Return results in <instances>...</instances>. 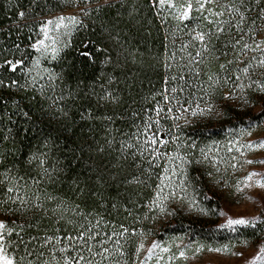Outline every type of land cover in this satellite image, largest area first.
I'll return each instance as SVG.
<instances>
[{"label": "snow or ice", "instance_id": "obj_1", "mask_svg": "<svg viewBox=\"0 0 264 264\" xmlns=\"http://www.w3.org/2000/svg\"><path fill=\"white\" fill-rule=\"evenodd\" d=\"M106 2L112 6L117 0ZM120 2L123 3V0ZM31 3L35 4L37 0H31ZM64 3L72 6L73 10L49 18L38 19L31 12L16 11L14 25L17 30L28 28L42 36L29 45L39 56L31 61V68L27 67L26 54L18 60L4 58L0 63V92L31 90V100L36 101L37 95L43 96L45 101H51L50 108L56 106L59 115L68 117L67 110L58 104L65 99L63 90L57 92L63 75L47 69L34 74V70L40 68L41 58L55 60L60 51L57 45L61 37L70 29L84 27L80 17L90 15L88 5L92 0H64ZM80 4L85 6L80 7ZM148 5L165 29L163 54L145 62L149 70H163L162 87L151 90L143 97L147 104L153 106L141 105L131 111L128 117L131 120L130 131L114 127L118 119L128 122L123 114L102 117L103 144L93 140L98 145L95 151L101 154L100 159L94 162L89 155L85 181L82 183L79 176L73 180L74 194L86 197V205H93L89 211H83L79 203L70 205L65 198L49 190L62 182L65 169L45 166V160L40 156L33 154L28 161L29 164L36 162L35 174H18L15 167L0 169V216L4 217L0 219V264H129L126 245L131 237L143 234L108 219L113 213L118 215L122 207L129 216L132 213L116 201L108 207L105 184L119 187L125 193L131 187L132 194L138 195L140 188L152 187L148 182L155 177L154 197L148 207L152 210L154 206L160 213H165L164 202L176 199L177 189L186 192L190 182L186 166L202 162L191 155L190 150L197 148L195 143H181V136L174 131L180 128L176 122L183 119L188 123L189 117L212 113L213 107L208 100L213 94H220L221 90L220 99L234 113V118L240 117L250 107H260L256 115L240 118L236 124V129L250 139L245 143L239 139L230 141L228 152L238 154L231 156V161L236 163H230V167L235 170L238 164L264 165V158L240 161L245 152L264 151V137L251 139L253 132L264 126V0H148ZM133 20L139 22V17H133ZM172 21L175 24L169 27ZM10 29L11 25L9 35ZM0 31H3L2 25ZM111 38L117 40L122 52L126 51V42L120 40L119 33ZM14 47L20 51L19 44ZM4 51L11 52V49H0V56ZM134 52L124 56L126 62L129 56H134ZM82 55L91 58L92 54L83 52ZM214 62H218V71L206 72L205 65ZM4 72L10 74L8 82L2 75ZM18 74H23V81L16 78ZM203 76L206 79H202ZM68 95L75 98V90ZM91 95L97 96V104L101 101L105 104L119 103L117 96L108 89H103L102 95L94 91ZM85 97L91 99L87 92ZM10 102L16 105L13 115L31 120L30 113L20 106V102L3 95H0V119H3L2 114ZM8 119L11 121V115ZM80 119L86 123L84 145L91 153L93 148L88 140L94 130L92 122L101 117L88 108L80 113ZM167 120L173 121L170 127H165L163 123ZM170 144L175 145L173 151H168ZM181 148L189 151L181 153ZM80 151H84V146L80 147ZM200 153L203 159H209L203 149ZM109 156L112 159H108ZM73 158L80 159L79 156ZM256 177L259 178L254 179ZM91 181L94 183H89ZM236 187L241 193L256 187L264 189V175L250 172L243 180L237 181ZM184 198L180 197L181 200ZM208 198L205 196V199ZM128 201L132 202L131 196ZM192 203L195 204V200ZM218 215L225 217V222L219 225L221 230L238 234L251 228L253 235L258 228L264 231L261 227L264 226V213L233 217L220 210ZM54 222L59 227L52 230ZM30 230H35V234ZM237 244H243L244 250L236 251ZM237 244L206 249L197 247L194 255L207 251L218 256L235 257L240 264H264V242L250 258L246 256L248 240L238 241ZM157 248L163 253L170 251L153 242L141 260L139 254L144 250V244L139 242L131 264H137V261L146 264ZM186 251L181 249L168 260L187 259ZM162 259L163 256H157L158 261Z\"/></svg>", "mask_w": 264, "mask_h": 264}, {"label": "trees", "instance_id": "obj_2", "mask_svg": "<svg viewBox=\"0 0 264 264\" xmlns=\"http://www.w3.org/2000/svg\"><path fill=\"white\" fill-rule=\"evenodd\" d=\"M84 6L80 4V7ZM97 6H99L98 10H93ZM88 7L90 15L81 16L84 27L75 30L70 47L63 51L51 66V71L63 75V81L60 82L57 92L63 90L65 99L59 101L58 104L67 110L68 117L59 115L56 106L50 108L51 101H45L43 96L37 95L36 101L31 100V90L0 92V95L11 96L12 100L20 102V106L31 115V120L13 115L16 105L11 102L2 114L3 119H0V169L15 167L18 174H35L36 162L28 163L33 154L44 159L45 166L64 168L62 182L55 188L50 187L49 190L65 198L70 205L79 203L85 212L89 211L93 205L90 203L86 205L84 203L86 197L74 194L73 180L79 176L82 183L85 181L89 155L94 162L100 159L101 154L95 151L98 145L93 143V140L100 145L103 144L104 122L102 117L123 114L128 122L125 123L124 120L118 119L114 127L130 131L132 130L131 120L128 117L131 111L134 108H140L141 105L153 106L147 104L143 97L151 90L162 87L163 70L155 68L149 70L145 62L151 61L153 56L162 55L165 43V29L159 19L152 14L148 0H123V3L117 0L112 6H108L106 0H92ZM71 8L73 7L66 5L64 0H37L35 4H32L31 0H11V3L9 0H0V25L3 26V31H0V49H11V52H3L0 56V63L4 58L18 57L22 48L29 47L33 40L28 28L17 30L15 27L17 10L31 12L39 19ZM130 12L132 15H129ZM133 17H139V22L134 21ZM174 24L175 21H172L169 27ZM10 25L11 34L9 35ZM117 33H119L120 40L126 42L124 52L117 40L111 38ZM184 39L186 40L187 37ZM15 44L20 45V51L16 50ZM81 50L90 52L91 58L82 55ZM134 50V56H129L126 62L124 56ZM26 51H29L28 48ZM109 56L111 57L110 62H108ZM205 71L217 72L218 62L206 64ZM2 75L8 82L10 74L4 72ZM16 78L23 81V74H18ZM202 79H206V76ZM103 89H108L117 96L119 103L105 104L101 101L97 104V96L91 93L94 91L97 95H102ZM72 90H75V98L68 95ZM85 92L91 96V99L85 97ZM222 92L223 90L220 94H213L208 100L213 107L212 113L191 117L188 123L180 125L179 129H174L181 136V143L197 145L196 149L190 150L191 155L202 162L186 166L187 179L190 181L186 192L177 189L176 199L164 202L165 213H160L154 206L152 210L148 207L154 197L155 177L148 182L152 187L140 188L138 195L132 194L131 187L125 193L119 187H108L105 184V200L108 207L110 208L112 201H116L126 206L132 213L129 216L122 207L118 215L113 213L108 219L123 223L126 227L135 228L143 234L131 237L126 245L129 264L134 259L136 244L145 238L163 241L181 237L189 242L216 246L233 241L253 242L259 240L260 235H264V231H260L259 228L255 230V235L251 228L243 229L238 234L219 229L221 216L218 213L223 210L222 204L208 188L210 185L209 159H203L200 149L214 144L222 150L227 140H234L242 135V131L235 127L239 119H247L260 111L259 106L250 107L240 117L234 118V113L226 108L225 103L220 99ZM88 108H92L94 114L101 117L92 122L94 130L92 137L88 140L93 148L91 153L84 145L86 123L80 119V113ZM9 115H11V121L8 119ZM163 123L165 127H170L173 121L167 120ZM81 146H84L83 152L80 151ZM174 148L175 145L170 144L168 151H173ZM180 151L184 153L189 150L181 148ZM74 156H79L80 159H74ZM107 158L112 159L111 156ZM89 183H94V181ZM129 196L132 199L131 203L128 201ZM181 196L185 198L181 200ZM205 196L209 198L205 199ZM193 200L195 204L192 203ZM168 212L173 214L168 215ZM56 227L59 225L54 222L51 228L55 230ZM30 231L35 234V230Z\"/></svg>", "mask_w": 264, "mask_h": 264}, {"label": "rangeland", "instance_id": "obj_3", "mask_svg": "<svg viewBox=\"0 0 264 264\" xmlns=\"http://www.w3.org/2000/svg\"><path fill=\"white\" fill-rule=\"evenodd\" d=\"M73 8L66 9L61 12H57L54 14H50L48 16H45L43 18H49L56 15L61 14L62 12H71ZM81 19V17H80ZM31 33V38H33L32 42H35L37 39L42 38V36L37 35L34 31L28 30ZM75 32V29L68 30L67 34L61 37V42L57 45V47L60 49L57 58L59 55L68 49L70 47L71 38L73 33ZM21 48V47H20ZM28 48V52L26 51ZM26 54V63L27 67L31 68V61L35 60L39 54L35 53L30 47H23L21 50V53L18 57L15 59H21ZM52 59H43L41 58L40 68L34 70V74L37 71H41L43 69H47L51 71V66L53 63L57 60ZM203 106V105H202ZM189 120L191 117L188 118ZM179 125L186 124L183 119L180 121H177ZM264 137V126L256 129L253 132V136L251 139H257ZM235 139H239L241 143L247 142L250 138L247 135H241ZM230 141L227 140V143L225 144V147L220 150V147L218 145L211 144L208 147L204 148L203 150L208 153L209 156V189L220 199L222 204V209L227 212L228 215H232L233 217L238 216H256L261 215L264 213V189H260L258 187L251 188V189H245L243 193L237 191V181L243 180L245 176L248 175L250 172H258L262 175H264V165L260 164H243V166H240L238 164L237 169H232L230 167V163H236V161H231L232 155H238L237 153H229L228 147L230 146ZM211 149V151H209ZM264 158V151H251V152H245V155L240 158L241 163L244 160L247 159H260ZM219 169V171L217 170ZM211 173V175H209ZM259 177H256L254 179H257ZM242 186V185H241ZM257 201H260L257 203ZM3 216H0V219H2ZM225 222V217H221V223ZM220 223V224H221ZM144 244V250H142L139 254V258L142 260L146 256L147 252L146 250L152 246L153 242H157L160 244L161 247H167L170 249L168 253H163L160 251V248H157L155 250V255L146 262V264H240V261L236 259L235 257H227V256H218L214 253H209L207 251H204L200 253L199 255H194V250L197 247H204L205 249L208 247H222L226 244L232 245L237 244V242H229L224 243L222 245H205L201 243L196 242H189L186 241L184 238L176 237L173 239H166L163 241H157L151 238H145L141 240ZM140 241V242H141ZM264 242V235H260V239L248 242V247L246 251L247 257H252L255 255L258 246H260ZM181 249H186V256L187 259L184 258H178L174 261H169L168 257L172 256L175 253H178ZM244 250L243 244H237L236 251ZM157 256H163L164 259L157 260ZM137 264H139V261H137Z\"/></svg>", "mask_w": 264, "mask_h": 264}, {"label": "water", "instance_id": "obj_4", "mask_svg": "<svg viewBox=\"0 0 264 264\" xmlns=\"http://www.w3.org/2000/svg\"><path fill=\"white\" fill-rule=\"evenodd\" d=\"M81 52H86V50H81Z\"/></svg>", "mask_w": 264, "mask_h": 264}]
</instances>
